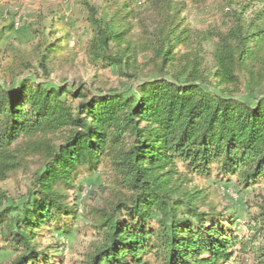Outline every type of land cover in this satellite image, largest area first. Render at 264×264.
<instances>
[{"label": "trees", "instance_id": "16d2710c", "mask_svg": "<svg viewBox=\"0 0 264 264\" xmlns=\"http://www.w3.org/2000/svg\"><path fill=\"white\" fill-rule=\"evenodd\" d=\"M130 1L80 0L89 60L135 79L126 91L51 79L55 31L36 45V64L10 55L14 68L0 82V179L26 169L30 154L39 165L22 202L0 211V239L13 253L3 264H54L57 245L43 247L38 230L69 233L82 212L80 179L102 166L113 197L92 210L97 242L82 264H264V195L240 237L233 214L202 209L200 192L181 185L186 175L213 172L243 189L264 183V0H219L224 30L213 32L182 25V0H149L151 24L138 19L142 44L129 37L139 14ZM210 38L214 66L205 73L202 43ZM179 47L190 51L171 71ZM144 51L155 69L139 80ZM241 88L258 94L253 104L239 98Z\"/></svg>", "mask_w": 264, "mask_h": 264}, {"label": "rangeland", "instance_id": "374dc122", "mask_svg": "<svg viewBox=\"0 0 264 264\" xmlns=\"http://www.w3.org/2000/svg\"><path fill=\"white\" fill-rule=\"evenodd\" d=\"M96 6H103L102 0H88ZM185 10L181 14L182 25L191 30L210 31L224 30V22L218 11L219 0H182ZM131 7L139 13L136 20H132L129 37L142 44L146 31L138 19L151 24L152 14L149 11V0H131ZM110 13V12H109ZM64 19H60L62 17ZM17 23V25H16ZM152 26H150V30ZM49 31H55L52 38L60 47L49 54L48 66L51 79L58 81L66 79L75 84L85 83L95 91L118 89L126 91L135 79L122 75L116 68H102L93 64L87 54V45L91 37V29L86 21L85 8L80 0H0V82L9 77L14 68L11 53H16L24 59L36 64V45ZM66 31L68 35L65 36ZM216 38H210L202 43L201 67L205 73L213 71V51ZM5 47L9 55L3 53ZM193 47H191V50ZM187 48L177 49V60L171 71H179L186 63ZM139 80L151 75L155 69L150 61L148 52H140L136 58ZM239 98L253 104L258 94H251L248 89L241 88ZM55 143L62 140L61 134L52 136ZM39 165V158L30 154L27 158V168L11 171L0 179V211L12 203L19 204L30 186L33 173ZM179 170L183 169L179 166ZM83 189L78 199L82 212H78L75 220L71 221V230L67 234L56 231L50 225H44L38 230L39 243L45 247L55 248L54 264H82L85 256L92 251L97 242L93 225L96 217L92 213L95 207L104 205L113 197L111 176L106 166L87 178L80 179ZM185 189L200 192L204 199L202 209L213 205L217 210L231 213L237 219L236 235L242 237L247 234L245 221L247 216L255 211L259 197L264 195V183H257L243 189L237 185L235 178L225 180L215 172L210 177H186L181 181ZM16 212H13L15 214ZM13 257L10 250L3 248L0 239V264L8 262Z\"/></svg>", "mask_w": 264, "mask_h": 264}, {"label": "built area", "instance_id": "2783aa9c", "mask_svg": "<svg viewBox=\"0 0 264 264\" xmlns=\"http://www.w3.org/2000/svg\"><path fill=\"white\" fill-rule=\"evenodd\" d=\"M16 25H17V23H16ZM82 195V194H81ZM81 195H80V197H81Z\"/></svg>", "mask_w": 264, "mask_h": 264}]
</instances>
